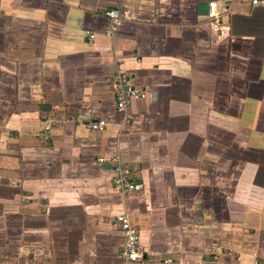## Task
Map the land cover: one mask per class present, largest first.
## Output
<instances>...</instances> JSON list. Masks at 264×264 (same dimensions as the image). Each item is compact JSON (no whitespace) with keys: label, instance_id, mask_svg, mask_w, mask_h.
I'll use <instances>...</instances> for the list:
<instances>
[{"label":"crops","instance_id":"crops-1","mask_svg":"<svg viewBox=\"0 0 264 264\" xmlns=\"http://www.w3.org/2000/svg\"><path fill=\"white\" fill-rule=\"evenodd\" d=\"M253 1L0 0V264H123L122 213L144 264H264ZM113 8L123 24L110 38ZM119 71L145 92L127 112ZM117 164L144 189L117 190Z\"/></svg>","mask_w":264,"mask_h":264},{"label":"built area","instance_id":"built-area-1","mask_svg":"<svg viewBox=\"0 0 264 264\" xmlns=\"http://www.w3.org/2000/svg\"><path fill=\"white\" fill-rule=\"evenodd\" d=\"M257 3L258 0H254ZM110 23L107 30L104 32L106 37H113L119 32L120 27L123 24V17L121 10L113 8L107 12ZM209 16L213 20L215 26H219L221 23L220 14L217 11V5L215 2L210 3ZM92 40L96 38L95 34L90 36ZM112 91L115 95L116 109L119 112H127L132 106V103L136 99L144 98L145 92L139 88H136L133 83L130 74L119 71L112 80ZM129 121V118L127 119ZM55 122L48 123L44 131L46 136L51 131ZM108 122L104 119L88 123V128L92 131H103L107 128ZM113 186L123 192H139L144 189V184L138 182L132 178L130 170L121 164H117L114 169ZM117 226L121 230L125 242L121 252V259L123 264H144L145 253L140 244V235L137 227L132 222V219L128 213H122L117 217ZM218 258V257H216Z\"/></svg>","mask_w":264,"mask_h":264}]
</instances>
